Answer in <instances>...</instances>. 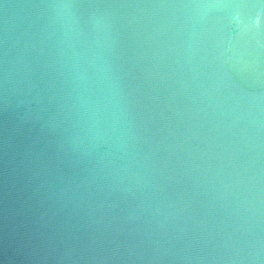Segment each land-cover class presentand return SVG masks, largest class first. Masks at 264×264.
<instances>
[{"label": "water", "instance_id": "95a60500", "mask_svg": "<svg viewBox=\"0 0 264 264\" xmlns=\"http://www.w3.org/2000/svg\"><path fill=\"white\" fill-rule=\"evenodd\" d=\"M0 264H264V0H0Z\"/></svg>", "mask_w": 264, "mask_h": 264}]
</instances>
